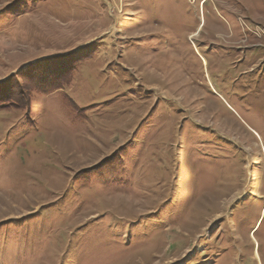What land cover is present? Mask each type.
<instances>
[{
	"label": "rangeland",
	"instance_id": "obj_1",
	"mask_svg": "<svg viewBox=\"0 0 264 264\" xmlns=\"http://www.w3.org/2000/svg\"><path fill=\"white\" fill-rule=\"evenodd\" d=\"M0 264H264V0H0Z\"/></svg>",
	"mask_w": 264,
	"mask_h": 264
}]
</instances>
